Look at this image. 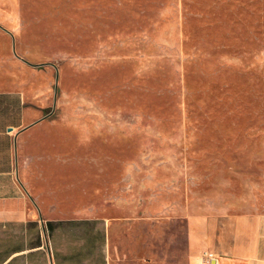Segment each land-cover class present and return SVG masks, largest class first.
<instances>
[{"label": "rangeland", "instance_id": "374dc122", "mask_svg": "<svg viewBox=\"0 0 264 264\" xmlns=\"http://www.w3.org/2000/svg\"><path fill=\"white\" fill-rule=\"evenodd\" d=\"M4 88L35 110L45 194L144 217L164 262L188 204L264 211V0H0Z\"/></svg>", "mask_w": 264, "mask_h": 264}, {"label": "crops", "instance_id": "0c3cea01", "mask_svg": "<svg viewBox=\"0 0 264 264\" xmlns=\"http://www.w3.org/2000/svg\"><path fill=\"white\" fill-rule=\"evenodd\" d=\"M34 112L21 89H0V264H178L175 250L164 262L159 243L147 249L144 217L127 229L81 214L55 188L45 194L40 179L55 172L39 171L41 155L29 150ZM184 221L185 264H264V211L188 204Z\"/></svg>", "mask_w": 264, "mask_h": 264}, {"label": "built area", "instance_id": "2783aa9c", "mask_svg": "<svg viewBox=\"0 0 264 264\" xmlns=\"http://www.w3.org/2000/svg\"><path fill=\"white\" fill-rule=\"evenodd\" d=\"M213 256H214V255H213L212 252H207V254H206L207 259H210V258H212Z\"/></svg>", "mask_w": 264, "mask_h": 264}, {"label": "water", "instance_id": "95a60500", "mask_svg": "<svg viewBox=\"0 0 264 264\" xmlns=\"http://www.w3.org/2000/svg\"><path fill=\"white\" fill-rule=\"evenodd\" d=\"M215 263V261H214V259L211 261V264H214Z\"/></svg>", "mask_w": 264, "mask_h": 264}]
</instances>
